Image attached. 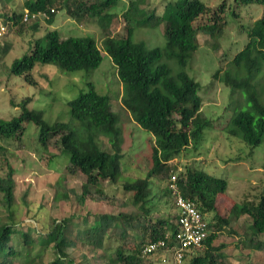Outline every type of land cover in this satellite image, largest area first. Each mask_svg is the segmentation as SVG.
<instances>
[{
	"label": "trees",
	"instance_id": "1",
	"mask_svg": "<svg viewBox=\"0 0 264 264\" xmlns=\"http://www.w3.org/2000/svg\"><path fill=\"white\" fill-rule=\"evenodd\" d=\"M13 1L8 0L5 5ZM117 1L72 2V15L76 20L89 18L102 28L101 48L91 35L62 37L57 29L50 28L43 36L31 39L29 51L14 59L7 68L9 76L21 75L26 81L36 63H53L68 71L89 70L101 63L103 50L115 66L123 87L122 107L136 125L153 137L151 165L143 176L125 180L121 185L125 192H130V203L135 211L94 214L93 222L82 228L71 225L73 215L60 220L49 217L39 243L53 252V258L46 263L56 264L60 257H66L64 249L78 242L87 243L90 250L96 252L108 248L107 241L110 239H116L115 255L110 257V264H151L149 256H140L142 244L162 238L166 232L173 235L176 229V208L168 187L174 174L179 192L194 202L204 219L205 213L211 212L212 219L206 221L210 229L208 235L200 245L186 252V255L191 254L189 264H226L222 251L224 244H214L224 229L234 232L216 199L226 192V180L198 167L179 169L169 162L177 159L188 146L198 147L204 130L211 125V119L201 110L200 84L185 68L198 49V31H206L211 36L221 33L227 25L226 10L238 17L235 3L262 5L263 11L245 30V45L231 57L227 67L217 69L213 77L233 91L241 90L249 103L246 110L233 113L229 120V133L240 136L250 149L261 143L264 135V94L261 95L254 75L264 65V0H233L231 6L228 0H221L215 6L201 0H170L160 13L139 8V0H128L122 13V30L112 33L114 16L110 9ZM52 3L53 0H24L21 11L1 12L0 20L6 26L18 24L19 30H22L26 22L23 10L31 15L39 10H48ZM52 17L53 14L47 18L49 24ZM37 25L32 24L31 29H36ZM142 26H161L164 44L148 47L143 40H133L134 29ZM10 49L11 43L6 41L0 48V54L4 56ZM171 60L175 70L169 63ZM29 102L30 98H23L14 105L20 110L17 115L8 120L0 119V138L21 143L26 124L33 122L38 132V143L43 149L57 145L61 152L69 156L65 170L84 177L79 193L68 188L54 198L68 201L72 193L79 204L87 200L95 203L107 199V194L99 186L100 181L115 183L120 178L122 158L121 127L118 115L111 109L110 95L99 93L92 82H87L85 89L68 100L69 122L48 123L41 110L27 107ZM100 136L107 139L112 151L100 147ZM1 153L11 154L7 144H0ZM0 169V204L7 212V219L12 220L15 169L7 157L0 159ZM154 186L158 187L156 191ZM155 197L171 203L175 210L171 218L170 213L152 216L151 206L147 203ZM252 198L240 203L239 215H245L250 220L252 232L247 245L251 250L264 252V193L260 192ZM16 224L14 221L0 223V264H15L14 259L20 255V250L11 244L13 235L18 234L22 242L32 249L38 245L29 231H21ZM133 228L139 229V237L129 232ZM34 259L43 264L41 253H36Z\"/></svg>",
	"mask_w": 264,
	"mask_h": 264
},
{
	"label": "rangeland",
	"instance_id": "2",
	"mask_svg": "<svg viewBox=\"0 0 264 264\" xmlns=\"http://www.w3.org/2000/svg\"><path fill=\"white\" fill-rule=\"evenodd\" d=\"M23 1L14 0L5 5L8 0H0V13H10L12 10L21 11ZM73 1L53 0L50 6H54L57 11L53 14L51 24L46 18H38L35 21L25 22L22 30H19L18 24L6 26L0 37V48L8 41L11 43V49L4 56L0 54V119L8 120L17 115L20 110L18 106H14L15 103L27 97L30 98L27 107L41 110L44 120L48 123L69 122L71 117L68 100L75 98L81 90L85 89L87 82H92L99 93L110 95L111 109L119 118L121 176L115 183L107 180L100 181V188L107 194L105 200L95 203L87 200L84 204H79L75 194L71 193L68 201H59L54 196L58 197L64 189L68 188H73L76 193H79L80 184L84 180L83 176L73 175L65 170L69 156L61 152L54 144L44 150L38 143V132L33 122L26 124L21 143H18V140L0 138V144H7L11 152V154L1 153L0 159L9 158V162L15 169L13 219H7V212L0 204V223L16 222L20 230L29 231L38 244L35 249H32L22 242L18 234L13 235L11 244L20 250V255L14 259L15 264H41L34 259L36 253H41L43 256V264L51 261L52 250L39 245L41 233L49 217L60 220L73 215L71 225L73 224L74 227L78 225L82 228L93 222L94 214L135 211L130 203V192L122 189V182L143 176L151 165L153 137L145 129L136 125L122 107L123 87L117 77L115 66L103 50V59L94 69L68 71L53 63H36L28 75V81L21 75H8L7 68L10 67L12 61L29 51L31 39L43 36L50 28L57 29L62 37L91 35L101 48L102 28L89 18L83 17L81 21L76 20L72 15ZM168 1L170 0H139L138 7L160 13ZM201 1L212 6L221 2V0ZM227 2L230 6L234 3L233 0ZM127 3L128 0H118L117 4L110 9L114 16L111 24L112 33L121 32L124 23L122 13ZM235 10L238 17H234L226 10L227 25L221 33L216 36H211L203 30L197 33L198 49L185 69L200 84L201 110L211 119V125L204 130L198 147L188 146L177 159L173 158L169 163L176 165L179 169H184L185 166L198 167L216 177L224 178L227 190L216 199L221 205V211H224L229 218L230 226H235L239 231L247 234L250 220L245 215H239V207L244 199H253L252 197L260 192L264 193V135L261 143L250 149L251 147L246 145L240 136L229 133V120L233 113L246 110L249 103L241 90H231L225 83L214 78L213 73L217 69H225L231 57L245 45L247 41L245 30L261 16L263 6L235 3ZM35 23L38 24L37 28L31 29V25ZM133 40H143L148 47L162 46L164 36L161 26L136 28L133 32ZM169 63L175 70L174 62L171 60ZM254 79L263 95L264 65L260 66ZM98 140L102 149L112 151L105 137L100 136ZM18 144L20 148H17ZM157 188L154 186L153 190L156 191ZM26 203L29 205L27 206ZM147 204L151 206L153 217L170 213L171 218L175 212L170 206L171 203L163 198H152ZM204 216L206 221L212 219L211 212L205 213ZM73 226L70 228H74ZM129 232L139 237L138 228L130 229ZM222 233L221 242L229 244L240 242L235 239L230 240L234 233L226 229ZM244 241H246L245 238ZM116 244V239H110L107 241L109 247L99 249L96 253L90 250L87 243L78 242L72 247L65 248L66 257H60L56 264H78L79 262L81 264H110L109 259L115 255ZM104 252L106 254H102ZM190 257L189 253L182 264H189ZM148 258L151 264H172L171 253L159 251ZM247 261L249 263V260Z\"/></svg>",
	"mask_w": 264,
	"mask_h": 264
},
{
	"label": "built area",
	"instance_id": "3",
	"mask_svg": "<svg viewBox=\"0 0 264 264\" xmlns=\"http://www.w3.org/2000/svg\"><path fill=\"white\" fill-rule=\"evenodd\" d=\"M54 11V7L49 9V12ZM47 15L48 13L46 12H38L31 15H28V13L25 12L23 20L26 21L30 18L33 19L39 16L47 17ZM4 30L5 26L0 24V36L3 34ZM168 187L173 196L177 214L175 219V232L173 235H170V232H166L162 238L142 244L140 248V256L147 257L161 251L166 252L167 254L171 253L172 264H182L186 252L191 248L200 245L208 235L210 229L194 202L183 197L179 192L174 174L170 177Z\"/></svg>",
	"mask_w": 264,
	"mask_h": 264
},
{
	"label": "crops",
	"instance_id": "4",
	"mask_svg": "<svg viewBox=\"0 0 264 264\" xmlns=\"http://www.w3.org/2000/svg\"><path fill=\"white\" fill-rule=\"evenodd\" d=\"M230 227H232V229L234 230V232H232L234 233V235L230 240L235 239V241L236 240L240 241L238 244L235 242H231L230 244L221 242L220 238L223 237V233L220 235L219 240L214 241V244H217V243L224 244L222 251L224 252V255L226 256L225 258L226 263L227 264H242L244 262L248 263L247 260H249L250 264H252V262L253 264L255 263L263 264L264 252L261 250H251L250 247L247 245V239L249 238L252 232L250 225H248L247 227L248 229L247 234H244V232L239 231L235 226H230ZM239 238H241V240H238ZM244 238L246 239V241H244Z\"/></svg>",
	"mask_w": 264,
	"mask_h": 264
},
{
	"label": "clouds",
	"instance_id": "5",
	"mask_svg": "<svg viewBox=\"0 0 264 264\" xmlns=\"http://www.w3.org/2000/svg\"><path fill=\"white\" fill-rule=\"evenodd\" d=\"M51 7H54V6H50L49 8H48V10H43V11H36L35 13H38V12H46V13H48V15H47V17H45V16H39V17H36V18H30L29 20H32V21H35L36 19H38V18H49V16L51 15V14H55L56 13V11H57V9L54 7V9H55V11L54 12H49V9L51 8ZM23 12L25 13V12H27V10H23ZM28 13V12H27ZM34 14V13H33ZM24 15V14H23ZM28 20H26V22H27ZM0 24H2V21L0 20ZM4 25V24H3ZM5 26V29H6V25H4ZM3 35V34H2ZM1 35V36H2ZM0 36V37H1ZM185 259V258H184Z\"/></svg>",
	"mask_w": 264,
	"mask_h": 264
}]
</instances>
